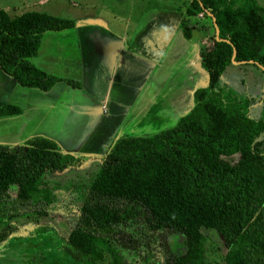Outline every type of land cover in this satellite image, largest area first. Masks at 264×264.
Instances as JSON below:
<instances>
[{"label": "trees", "instance_id": "16d2710c", "mask_svg": "<svg viewBox=\"0 0 264 264\" xmlns=\"http://www.w3.org/2000/svg\"><path fill=\"white\" fill-rule=\"evenodd\" d=\"M183 7V34L203 32L207 85L174 125L119 136L77 186V220L57 244L82 264H100L106 256L111 264H208L203 228L219 234L224 264H264V107L260 117L250 116L253 98L218 83L231 62L264 66L262 8L255 0H188ZM74 24L34 9L10 16L0 7L1 68L21 85L49 89L58 78L31 57L44 32ZM17 111L10 105L0 114ZM80 162L44 136L0 144V243L18 241L17 216L35 212L44 219L47 212L34 207L52 202L58 182L48 175ZM0 253V264H44L37 253Z\"/></svg>", "mask_w": 264, "mask_h": 264}, {"label": "crops", "instance_id": "0c3cea01", "mask_svg": "<svg viewBox=\"0 0 264 264\" xmlns=\"http://www.w3.org/2000/svg\"><path fill=\"white\" fill-rule=\"evenodd\" d=\"M182 1L184 6L188 0ZM255 1L264 15V2ZM134 2L138 3L135 21ZM127 3L111 0L112 7L120 11L113 15L115 24L102 17L101 21L82 19L75 13L69 17L74 26L44 32L31 61L58 78L47 90L21 85L0 66V109L10 105L18 108L17 112L0 114V144L14 145L39 135L57 142L63 152L103 156L112 140L118 138L115 131L132 117L151 120L149 125L154 130L161 121L146 118L164 101L173 125L192 108L195 91L208 82L201 62L203 32L194 31L186 37L180 28L184 7H176L169 0ZM153 3L165 5L146 14L145 9L149 12ZM63 39L71 42L70 46ZM258 49L264 54V43ZM258 66L264 71V66ZM181 72L187 78L179 84L175 77ZM221 77L220 86L251 97L252 103L257 100L264 107V96L238 93L228 81L220 83ZM170 81L177 84L176 94L167 90ZM92 145L96 152L90 150Z\"/></svg>", "mask_w": 264, "mask_h": 264}, {"label": "rangeland", "instance_id": "374dc122", "mask_svg": "<svg viewBox=\"0 0 264 264\" xmlns=\"http://www.w3.org/2000/svg\"><path fill=\"white\" fill-rule=\"evenodd\" d=\"M38 1L39 0H0V7L8 8L10 16L18 14L26 9H36L45 12L54 11L58 13V16H66V18H73L75 13H77L76 16L78 15V17L82 19H88L89 17L99 19V17H102L108 20L110 24H115L117 19L114 18L113 15L120 12L116 7H112L113 5L111 4V0H45V3L42 5L38 4ZM127 1L129 3L126 5L131 6V0ZM258 1H260V3L264 2V0ZM169 2L174 3L176 7L180 5L183 6L184 3L182 0H169ZM164 5L160 3H153V5L149 6V12L145 9V13H149L150 15V13L159 10L157 6L164 8ZM134 8H138V3L134 2L132 7V17L135 21L138 19V10H135ZM99 20L101 21V19ZM63 40L66 44L69 43L70 46L71 42H68L66 39ZM262 52H264V50ZM176 76V81L179 84L182 82L185 83V77L187 78V74H183V72H181V74L178 73ZM164 79H166V82L167 78L165 77ZM224 81H228L230 84L229 86L237 90L238 93L250 94L255 97L264 96V71L255 62L247 61L243 63L227 64L222 72L220 83H224ZM168 88L169 89L167 90L170 92L174 94L177 93V84L175 82L170 81ZM249 109V115L252 117H259L262 115L263 106L257 100L250 105ZM169 113V108L166 107V103L164 101L163 106L160 109L152 110V112L149 113L150 116H147L146 119L155 120L156 118L161 121V123L159 122V126L154 130L164 127L167 128L173 125L171 119H168L167 117ZM138 118V116L132 117L124 125H121L115 131V137L126 134L147 135L154 132L149 125L151 120L139 121ZM151 124H153V122ZM260 139L263 141L261 150L264 153V132L261 133ZM94 146L95 145H92L90 150L96 152L93 148ZM79 157L81 161L79 165L71 166L63 171L53 172L48 175L49 178L57 180L58 182V184L52 189V202L47 206H43V204L41 206L38 204L34 207L36 210H43L47 212L44 215V219L40 218L39 220V214L35 212L26 215L23 214L20 217L17 216L14 221L16 230L13 234L18 236L19 239L15 242L5 241L0 243V252L13 249L18 256H21L20 253L23 251L32 255L37 253L40 256L42 255L44 264H82L75 257L67 256L63 253L57 244L60 236L67 235L69 229L77 220L79 214L77 202L79 199V190L77 189V186L80 185V183L82 184L83 182H86L89 177L92 176V174L99 167V163L103 158L102 155H84ZM35 229L41 230V232L33 234ZM44 229L48 230L46 232H42ZM53 230L56 234H58L56 235L58 237H54V235H52ZM203 230L207 236L205 252L207 263L224 264L222 261V254L225 252L226 247L224 246L219 234L212 229L203 228ZM177 241L181 242L182 238H177ZM37 248L39 251L35 252ZM131 260L134 259L131 258L130 261ZM111 263L110 257L106 256L105 260H103L100 264Z\"/></svg>", "mask_w": 264, "mask_h": 264}, {"label": "water", "instance_id": "95a60500", "mask_svg": "<svg viewBox=\"0 0 264 264\" xmlns=\"http://www.w3.org/2000/svg\"><path fill=\"white\" fill-rule=\"evenodd\" d=\"M250 61H252V62H255L254 60H250ZM247 62V61H246ZM256 63V62H255ZM256 64H258V63H256ZM258 65H260V64H258ZM260 66H262V65H260Z\"/></svg>", "mask_w": 264, "mask_h": 264}]
</instances>
